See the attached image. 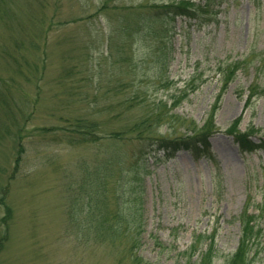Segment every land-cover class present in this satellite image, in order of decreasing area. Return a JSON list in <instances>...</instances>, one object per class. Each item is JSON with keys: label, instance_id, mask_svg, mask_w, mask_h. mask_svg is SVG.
<instances>
[{"label": "rangeland", "instance_id": "374dc122", "mask_svg": "<svg viewBox=\"0 0 264 264\" xmlns=\"http://www.w3.org/2000/svg\"><path fill=\"white\" fill-rule=\"evenodd\" d=\"M163 1L0 0V264H193L211 237L224 264L247 197L264 234V148L226 131L264 140V0L201 25ZM245 57L224 85L215 65ZM208 121L211 157L158 143Z\"/></svg>", "mask_w": 264, "mask_h": 264}, {"label": "trees", "instance_id": "16d2710c", "mask_svg": "<svg viewBox=\"0 0 264 264\" xmlns=\"http://www.w3.org/2000/svg\"><path fill=\"white\" fill-rule=\"evenodd\" d=\"M218 3L219 1L217 2V0H169L166 2L163 1L158 6L156 4H152V6L163 9L165 14L169 15L170 17H173L174 15H183L185 17L195 19L198 24L201 25L210 21L216 22L218 20ZM145 15H143L144 17L140 16L142 17L141 25L146 24V17L148 16ZM240 67H247L246 57L242 59L238 58L228 65L223 61H219L215 65V68L217 69L218 73L221 75V77H223L224 85L227 81L235 77L236 71ZM248 89L249 94L247 95V102L255 94L254 88L253 86H251V84L248 86ZM215 106L216 103L213 104L211 110H214ZM239 121L240 117L231 121L228 127L226 128V131L232 134L234 141L239 145L241 151H251L259 147L264 148V140H261L260 142H254V140L251 139L250 135L254 131V128H250L245 131L240 130L238 128ZM91 126L93 127V124ZM213 126V122L208 121L207 124L197 132L192 131V133L190 134L182 135L176 138H170L169 140H165L159 137L158 140L160 141L158 143L161 146L169 148L171 150H177L182 147L186 148L194 156L197 157L201 155L205 157H211L212 153L209 147L208 136L211 133ZM73 132H76L78 135H80L81 138L79 140L82 141L93 138V134H91L92 132H88L87 129L84 128V126L82 125L75 127ZM102 160H104V158H102ZM97 171L100 173V178L102 182H104L103 180H105V178L102 170L100 168H96V172ZM123 184L124 182L121 183V185ZM250 206V197H247L246 202L243 204L242 210L235 216V219H237L239 222L240 230L238 244L234 252L224 264H250V262L253 261L252 257L249 255L251 247L254 245L257 246L262 243V238L264 237V234L262 233V229L258 224L259 220L261 219L260 212L256 213V211L250 210ZM114 211L116 212L118 217L115 218V215L112 218L103 217L101 226H103L104 230L101 232L107 234H117L118 231H123V217L119 216L123 210L118 208ZM115 239L116 238H111L110 240L114 242ZM212 240L213 238L211 237L210 243L206 247V249L203 250L199 255H197V257L193 260L195 264H212ZM194 249L195 248L193 247L191 254L195 251Z\"/></svg>", "mask_w": 264, "mask_h": 264}]
</instances>
